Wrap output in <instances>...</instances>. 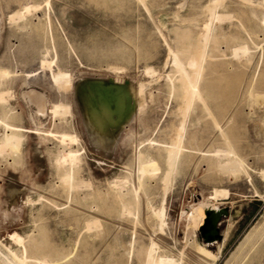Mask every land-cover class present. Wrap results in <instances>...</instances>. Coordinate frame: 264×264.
I'll use <instances>...</instances> for the list:
<instances>
[{
	"label": "rangeland",
	"instance_id": "rangeland-1",
	"mask_svg": "<svg viewBox=\"0 0 264 264\" xmlns=\"http://www.w3.org/2000/svg\"><path fill=\"white\" fill-rule=\"evenodd\" d=\"M212 1L0 0V74L8 72L0 79V117L23 140L20 150L0 153V264L25 257L13 233L26 240L28 264H143L153 243L159 264H264V0H223L224 20L211 29L202 61L201 88L214 92V122L226 123L235 139L242 172H223L196 151L194 135L209 138L214 122L188 104L189 88L168 61L173 51L190 59L197 53ZM125 85L136 94L145 87L143 109L136 102L121 128H111L113 138L99 144L80 96L96 89L113 101ZM182 133L195 151L182 152L170 176L166 146ZM64 134L76 142L61 143ZM70 149L81 154L72 173L61 164ZM142 160L155 161L157 172H141ZM203 199L219 211L216 244L182 217ZM125 202L133 215H121ZM154 210L165 219L162 231Z\"/></svg>",
	"mask_w": 264,
	"mask_h": 264
},
{
	"label": "bare ground",
	"instance_id": "bare-ground-1",
	"mask_svg": "<svg viewBox=\"0 0 264 264\" xmlns=\"http://www.w3.org/2000/svg\"><path fill=\"white\" fill-rule=\"evenodd\" d=\"M224 5L225 4L223 3V0H214V1L210 2L209 6L205 10V12H203L204 18L200 24V27L202 29V31H201L202 34H201L200 38L198 39V42L200 43V45H199L197 53L194 55L193 58L190 59L188 57L190 55V53H188V52L186 53L183 50L179 51V53H177V51L175 53L172 50L173 52L171 51L172 53L170 54V56L168 58L169 63L172 64V72L180 75V77L182 78L184 83H186V86L189 88L188 89V96H187L188 104L189 103L192 104V102H195L196 105L198 106V108H200V109L202 108L205 111V113L207 114L210 121H213V122H214L215 117H214V114L212 113V109L209 105V102L210 101L214 102V99L216 97L214 96V92L206 93L207 88L205 86H203L201 88V82H202L201 79H202V70H203L202 69L203 68L202 67V63H203L202 61L205 57V54H206V51L208 48L207 47L209 44L208 42L212 37L211 36L212 33L210 32V31H212L211 29L214 27L215 24L217 25V23H219V19L221 20V18H223V20H224V17L221 16L223 13H220V11H219V9L221 7L223 8ZM27 11L28 10H26V12ZM223 16H226V15H223ZM227 18H228V16L225 17V20ZM226 21H224V22H226ZM212 32H214L213 34H215V31H212ZM188 37H190V36H188ZM188 37L186 38V41H187ZM183 39L185 40L184 35H183ZM178 42L180 43V40L177 41V43ZM184 43L186 44L185 41H184ZM178 46H180V44ZM240 51H241V53L243 52L241 50V48L239 47L238 53ZM244 51H245V53H248V48L245 47ZM44 54L46 55V53H44ZM44 58H45V56H44ZM43 62H46V61L44 60ZM187 62L190 63V67L188 69L186 68ZM50 63L51 62H49V64ZM44 65H46V64H44ZM41 66H43L42 63H41ZM50 66H51V64H50ZM203 72H204V70H203ZM7 73H8L7 71L4 72V70H3V72H1V74H0V79L5 78V76L8 75ZM35 76L36 75H33V73L31 71L26 72V79H32L33 80V77H35ZM170 81L172 82V80H170ZM25 83H28V82H25ZM144 88H145L144 86H141L138 94H136L132 88H130L128 85H125L122 94L115 97V99L113 101H112V99H110L107 96H105V101H103L102 96L104 95V93H101L99 90H96V89L94 90L92 97H88L86 95L80 96L81 105L84 106L85 123L90 127V129L95 134L97 143L102 144L105 139L113 138L114 133L111 130V128H117V129L121 128L123 122L126 121L127 119H129V117L133 113L136 102L140 103V105L138 106V110L143 109V105H141V104H142V98H143L144 91H145ZM4 101H5V96L3 94H0V102L4 103ZM4 108H5V106H4ZM53 110L54 111L58 110L56 112L57 114H59V111L61 113V108L59 110V109H57V106H56V109L54 108ZM53 110H51L52 114L53 113L55 114V112H53ZM7 112H8V110H7ZM9 112H10V110H9ZM188 114H187V116H188ZM61 115L59 114V116H61ZM1 116H3V115H1ZM184 118H185V116H184ZM184 121L186 122V120H184ZM184 121L182 120V122H183L182 127H180L181 131H183V132H184L183 126L186 125ZM35 124H36V122H35ZM35 127H37V126H35ZM185 128H187V127H185ZM0 129H1V131H3V134L1 135V138H0V153L1 154L2 153L3 154L4 153H14L15 151L20 150L22 148L23 140L18 135V132H20L21 130L19 128H17L16 126L12 125L6 117H0ZM226 129H227L226 123H222V122L221 123H215L214 122L213 131L211 132V136H209V138H207V136L206 137L202 136L201 132L196 133L194 135V139L200 143V148H198L196 151L203 156L212 157L214 160H216L214 165L216 167H218L219 169L223 170V172L225 170L227 173L228 172L240 173V172H242V170L244 168L243 162H242V160H240V158L238 156L240 149L235 144V142H236L235 139L230 138ZM185 132H187V130ZM179 133H180V131H179ZM185 135H184V133H182V135L180 137H178V139L175 141L176 143L174 145H170L168 147L166 146V148H167L166 151L168 152L167 157H166V161H165L167 163V175L173 176L175 174V171H176V169L179 165V162H180L179 158H180V155L182 154V152L195 151V149L190 148V147L185 145V139H186ZM59 139H60L61 143H64L65 141L67 142V140L68 141L70 140L71 141L70 143H73L72 141L76 142V137L68 135V134H64V135L59 136ZM205 139L207 141L211 142L209 146H207L205 144ZM152 143L150 145H152ZM80 157H81V154H79L78 151L70 149V150H68L64 160L62 159L63 161H61V164H63L65 168L67 167L66 170L69 169L72 173L75 168H78V166L80 164V163L78 164V162L80 161ZM151 160H150V162H148V161L145 162L144 160L141 161V163H140V169H141L140 171L141 172H143V173H148V172L156 173L157 172L158 168L156 166V163H154L155 161L151 162ZM96 164H98V163H96ZM71 173L69 176H71V179H72ZM262 174L264 175V171H262L261 175ZM167 175H166V177H167ZM169 178H167L166 180L168 181ZM140 187H141V185H140ZM137 192L139 193V191H137ZM132 193H133V190H132ZM126 203L127 202H125V204L122 205V209H121V215L125 216V217L131 216L135 212L134 211L135 209L133 210ZM208 211H211L210 216L212 218L213 217L217 218L219 211L216 209V207L212 203H210L209 200L203 199L199 203H196L191 208L190 211L184 212L182 215V217L185 218V220H187L189 223L192 224V226H193L192 229H194V231H197L200 233L202 239H204V238L207 239V238H210L213 236L211 226L209 225V220H208L209 214L207 215ZM153 214H154L156 220L158 221L160 231H162L163 227L165 226V219L162 218L160 212H158V211L154 210ZM97 224H98V222L92 221L89 224V228H96ZM253 235H254V230L247 232L243 237L244 239L236 247L235 252L232 254V256L241 253L244 250V248L248 245V243L252 239ZM9 239L11 241H13L14 244H16L22 250L23 255H25V257L21 261V264H28L30 261H28L29 257H27L29 250L27 251L26 240L22 236H20L16 233L10 234ZM222 239H223V237H222ZM223 240L218 244L219 247L223 243ZM216 241H217L216 239H212V240L206 241V243L216 244L217 243ZM153 245H154V248H148L144 252V254H143L144 255V258H143L144 263L143 264H159L160 260L156 256V249H157L156 245L157 244L153 243ZM124 248H125V246H124ZM0 255L3 256V253L1 250H0ZM3 257H5V256H3ZM210 257L215 258L212 255ZM37 261H39L41 264H51L49 259H48V261L45 259H40ZM10 264H15V263L11 262ZM170 264H184V263H183V260H181L180 258H177V259H172V262Z\"/></svg>",
	"mask_w": 264,
	"mask_h": 264
},
{
	"label": "water",
	"instance_id": "water-1",
	"mask_svg": "<svg viewBox=\"0 0 264 264\" xmlns=\"http://www.w3.org/2000/svg\"><path fill=\"white\" fill-rule=\"evenodd\" d=\"M209 225L211 226V229H212V233H213V238L212 237H210V238H204L206 241H209V240H212V239H216L217 240V237H216V225H217V218H210V220H209ZM212 238V239H211ZM218 238H219V236H218ZM219 240V239H218Z\"/></svg>",
	"mask_w": 264,
	"mask_h": 264
},
{
	"label": "crops",
	"instance_id": "crops-1",
	"mask_svg": "<svg viewBox=\"0 0 264 264\" xmlns=\"http://www.w3.org/2000/svg\"><path fill=\"white\" fill-rule=\"evenodd\" d=\"M223 237H225V236H223ZM223 242H224V240H223ZM222 244H223V243H222ZM222 244H221V245H222Z\"/></svg>",
	"mask_w": 264,
	"mask_h": 264
}]
</instances>
